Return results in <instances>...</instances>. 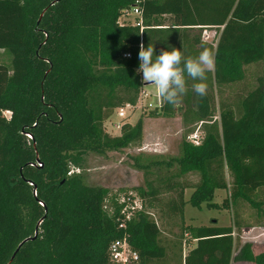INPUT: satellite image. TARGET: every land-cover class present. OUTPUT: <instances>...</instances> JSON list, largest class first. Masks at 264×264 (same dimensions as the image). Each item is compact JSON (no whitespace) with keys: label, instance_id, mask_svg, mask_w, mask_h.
<instances>
[{"label":"trees","instance_id":"trees-1","mask_svg":"<svg viewBox=\"0 0 264 264\" xmlns=\"http://www.w3.org/2000/svg\"><path fill=\"white\" fill-rule=\"evenodd\" d=\"M133 9L137 21L120 24ZM208 28L218 32L215 43L203 39ZM141 43L153 44L156 55L176 48L185 57L208 47L215 68L205 96L188 78L179 103L162 101L150 112L180 115L189 129L180 157L142 165L145 185L134 189L142 209L123 229L119 195L71 171L91 152L143 140V118L124 124L118 136L104 128L116 108L139 100ZM250 67L258 84L234 101L223 98L227 88L249 83ZM3 110L12 115L0 116V264L35 235L42 218L37 237L10 264H110V244L125 236L140 264H264V250L239 238L242 204L264 218V0H0ZM196 124L203 132L198 145L188 139ZM192 174L195 184L187 181ZM186 189H193L188 200ZM217 189H229L224 206L233 209L234 225L184 226L186 204L220 207Z\"/></svg>","mask_w":264,"mask_h":264},{"label":"rangeland","instance_id":"rangeland-1","mask_svg":"<svg viewBox=\"0 0 264 264\" xmlns=\"http://www.w3.org/2000/svg\"><path fill=\"white\" fill-rule=\"evenodd\" d=\"M137 16L138 14L135 11L128 10L121 15L119 23L133 24L137 21ZM217 38L218 32L216 30L208 28L203 31L204 40L215 43ZM256 69V67H250L248 69V76L246 80L249 83L242 82L227 88L223 98H228L234 101L238 94L256 86L258 84L256 83ZM254 73L256 74L254 75ZM142 90L149 92L151 96L142 100L140 103H137V107L132 111H129V117L125 120V122L134 125L139 118H143V140L139 144H133L121 150L109 151L106 154L91 152L85 158L81 166H72L71 173H80L85 178L88 185L106 187L110 189L111 195L118 194L120 198L126 195H135L134 197H137L134 189L138 186L145 185L144 170L141 168L143 164H146L157 157H161L166 160L180 157L182 140L189 129L180 115L175 114L171 117L150 116V112L160 107L163 100L161 97L157 98V91L154 85L143 83L141 91ZM217 94L216 119L219 120V102L222 95ZM115 112L116 109L114 110L112 117L104 123L105 131L110 133L112 136H118L121 134V132L115 133L110 126L112 121L117 119ZM192 127L195 128L193 133L202 134L200 125L196 124ZM227 179L230 180V177L227 176ZM198 180L199 176L196 174L189 175L187 178V181L192 184L197 183ZM192 192L193 189L185 190L186 200L189 199ZM229 195V189H217L215 191L213 202L220 205L219 209H208L205 204L202 209H199L189 203L186 204L183 216L184 226H209L214 224V222H220L221 225L225 226H233L235 221L234 211L231 206H224V201L229 198ZM138 199L141 200L139 197ZM261 200H264V195L261 196L260 201ZM106 207L110 210L109 202H107ZM262 207L264 208V205ZM241 211L243 215V227L240 230V240L243 241L244 239H252L257 242L254 244L255 252L258 253L263 251L264 246L261 242H263L264 237L261 235L262 232L260 234V228L264 227V218L259 221V218L255 216L257 209L252 208L246 203L242 204ZM214 219L216 221H214ZM245 226H248L249 228L247 227L245 229ZM251 228H254L253 232L249 234V236L245 237V230L250 231ZM178 229V227L175 228L176 233L179 232ZM186 237L190 239V236ZM191 242L193 241L190 240V243ZM186 249L188 251V245Z\"/></svg>","mask_w":264,"mask_h":264},{"label":"clouds","instance_id":"clouds-1","mask_svg":"<svg viewBox=\"0 0 264 264\" xmlns=\"http://www.w3.org/2000/svg\"><path fill=\"white\" fill-rule=\"evenodd\" d=\"M216 52L208 47L195 57H185L180 49L172 48L155 54L153 44L147 47L139 45L138 73H142L143 82L154 85L163 101L175 106L188 92L187 80L198 81L192 84V90L199 96L207 94V73L215 68Z\"/></svg>","mask_w":264,"mask_h":264},{"label":"built area","instance_id":"built-area-1","mask_svg":"<svg viewBox=\"0 0 264 264\" xmlns=\"http://www.w3.org/2000/svg\"><path fill=\"white\" fill-rule=\"evenodd\" d=\"M138 15H140V11L138 9H133ZM127 57H129V54H125ZM151 95L149 92L142 90L139 96V100L137 103H140L142 100H145L146 98H149ZM157 98H160V96L157 94ZM137 107L136 105L132 104H126L124 106L116 108V117L114 121L110 124L111 129L116 132H121L122 127L125 122V120L129 117V111H132ZM12 115V112L10 110H3L0 113L1 117H4L5 119H9ZM202 132V131H201ZM110 134V133H109ZM202 134L193 133L191 136H189V140L195 144L198 145L201 142ZM135 196V195H134ZM133 195H126L121 197L120 204H123L121 213L124 216L122 220L120 221V228L125 229L127 226V222L131 220L133 214L137 210L142 209V201L138 199V197H134ZM187 245L184 243L183 245V253L184 256L187 253L186 249ZM109 258H110V264H140V257L136 250H134L128 240L127 236L124 238L116 239L112 241V243L109 246Z\"/></svg>","mask_w":264,"mask_h":264},{"label":"crops","instance_id":"crops-1","mask_svg":"<svg viewBox=\"0 0 264 264\" xmlns=\"http://www.w3.org/2000/svg\"><path fill=\"white\" fill-rule=\"evenodd\" d=\"M219 209V208H218ZM241 220L243 219V215H241V218H240ZM214 221H216L215 219H214ZM216 224L215 225H218V226H225V225H221L220 224V222H215ZM228 226V225H227ZM255 228V227H254ZM254 228H251L250 229V231L249 230H245V232H244V234H245V237L246 236H249V234H251L252 232H253V229ZM246 229V228H245ZM261 229V231H260V234H261V232H262V237H264V227H261L260 228ZM193 242L195 243V240H193ZM193 242H191V243H193ZM243 242H252L253 244H256L257 242L256 241H254V240H252V239H249V240H247V239H244L243 241H242V243ZM193 243V244H194ZM262 244H263V246H264V240H263V242H261ZM255 246V245H254ZM257 253V252H256ZM259 253V252H258ZM232 264H254V263H252V262H233Z\"/></svg>","mask_w":264,"mask_h":264},{"label":"water","instance_id":"water-1","mask_svg":"<svg viewBox=\"0 0 264 264\" xmlns=\"http://www.w3.org/2000/svg\"><path fill=\"white\" fill-rule=\"evenodd\" d=\"M42 15H43V14H42ZM42 15H41V16H42ZM30 136H31V135H30ZM34 194H35V196L37 195L36 187H35V189H34ZM42 221H43V218L39 221V223H38L37 226H36L35 235H34L33 237H30V238L26 239L25 241H23V242L19 245V247H18V249L16 250V252L21 248V246H22L25 242H27V241L30 240V239H34V238L37 237L38 232H39V228H40V224L42 223ZM16 252H15V254H16ZM15 254L13 255L11 261H12L13 258L15 257ZM11 261H10L8 264H10Z\"/></svg>","mask_w":264,"mask_h":264}]
</instances>
